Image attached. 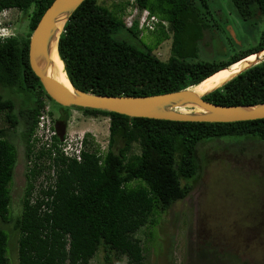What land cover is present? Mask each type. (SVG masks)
Wrapping results in <instances>:
<instances>
[{
    "label": "trees",
    "instance_id": "obj_1",
    "mask_svg": "<svg viewBox=\"0 0 264 264\" xmlns=\"http://www.w3.org/2000/svg\"><path fill=\"white\" fill-rule=\"evenodd\" d=\"M53 1L0 0V12L31 10L27 37L0 40V87L28 92L34 98L31 107L20 110L17 118L13 101L0 94V117L10 129L21 127L27 159L35 146L32 135L43 108L41 96L47 98L29 67L28 42ZM228 3L231 14L242 21L251 18L253 10L264 17V0ZM208 8V0H124L110 8L97 0H85L71 15L59 39L58 55L66 76L77 89L96 95L151 96L197 85L264 49L262 33L252 48L237 50L222 41L225 46L220 59L199 60L208 41L213 44L214 40H221L216 19ZM128 10L136 15L132 24L125 20L131 12ZM142 16L157 19L153 30L145 29L158 33L152 47L138 36ZM124 32L125 38L120 35ZM168 41L170 56L163 61L154 51ZM204 100L219 106L264 103V61ZM60 108L62 122L68 119L70 109L85 116L107 117V150L100 153L99 148L90 146V150L81 153L79 162L55 158L53 185L44 191L34 190L33 198V186L28 183L35 182L40 175L38 159L46 155L39 152L26 176L30 182L25 186L21 211L12 219L9 185L17 148L8 140V130L0 127V264H9L7 248L10 251L12 232L16 235L17 264H89L99 252L103 253L104 264L123 257L130 264H145L147 243H153L152 229L160 224L161 212L184 200L193 189L192 183L200 171L199 145L226 137L264 143V119L235 123L173 122ZM58 140L52 141L53 149L60 145ZM87 142L91 143L89 135ZM134 144L140 149L138 153L131 152ZM144 227L149 233L141 241L136 235Z\"/></svg>",
    "mask_w": 264,
    "mask_h": 264
},
{
    "label": "rangeland",
    "instance_id": "obj_2",
    "mask_svg": "<svg viewBox=\"0 0 264 264\" xmlns=\"http://www.w3.org/2000/svg\"><path fill=\"white\" fill-rule=\"evenodd\" d=\"M121 1L124 0H97L99 4L109 8ZM208 4L209 13L216 19L214 22L218 25L221 40H214L213 44L208 41L206 51L199 55V60L220 59L224 55L225 45L221 44L222 41L237 50H247L257 45L264 33L263 16L253 10L251 18L242 21L231 14L228 0H208ZM30 13L31 10L26 13L11 10L0 17V22L5 18V22L9 23L8 35L25 38L29 34ZM135 16L132 10L125 16V20L132 24ZM141 18L138 21L141 31L138 36L152 47L158 33L143 30L140 27ZM120 35L125 38L126 33ZM170 46L169 41L160 44L154 51L155 55L163 61L167 60ZM216 51L223 53L216 54ZM0 94L4 99L13 101L17 118H20L19 111L31 107L34 101L28 92L23 93L21 90L0 87ZM41 103L48 108V117L59 121L58 124L55 123L58 137L66 135V142H71L89 135L91 143L88 148L97 147L100 153L106 152L109 143L107 117L85 116L78 110L70 109L67 111L68 119L62 122L57 120L63 114L57 104L43 96ZM0 127L8 130V140L17 148V161L9 185V213L14 219L21 211L25 186L30 182L26 177L30 164L25 157L21 127L10 129L3 116L0 117ZM35 140L31 163L42 149L39 142H43V139ZM244 140V137L239 140L226 137L222 141L212 139L199 145L197 157L200 171L192 183L193 189L184 200L161 212L160 224L152 229L153 243H147L149 248L145 252V264H264V143ZM235 141L242 142L237 144ZM117 149L118 146L115 151ZM139 150L138 145L134 144L131 152L138 153ZM42 179L44 178L39 177L28 184L35 186V190L43 189L40 186ZM32 197L35 198V191ZM33 198L31 199L34 200ZM5 228L11 231L9 225ZM148 231L144 227L136 236L143 241ZM9 245V264H17L16 235L13 232L9 234ZM89 264H104L103 253L99 252ZM111 264L130 263L123 257L118 262L113 258Z\"/></svg>",
    "mask_w": 264,
    "mask_h": 264
},
{
    "label": "water",
    "instance_id": "obj_3",
    "mask_svg": "<svg viewBox=\"0 0 264 264\" xmlns=\"http://www.w3.org/2000/svg\"><path fill=\"white\" fill-rule=\"evenodd\" d=\"M85 0H54L41 16L33 29L28 42V64L38 79L45 95L62 108L98 110L116 113L129 118H147L173 122L195 123H235L264 119V103L239 106H219L204 98L215 92L235 77L264 61V49L238 61L244 64L234 73L225 77L205 92L188 88L151 96H104L84 92L74 87L68 80L64 66L63 71L70 87L64 85L57 74L53 62L58 55V44L64 27L73 12ZM249 57H254L248 60ZM63 65V63H62Z\"/></svg>",
    "mask_w": 264,
    "mask_h": 264
},
{
    "label": "clouds",
    "instance_id": "obj_4",
    "mask_svg": "<svg viewBox=\"0 0 264 264\" xmlns=\"http://www.w3.org/2000/svg\"><path fill=\"white\" fill-rule=\"evenodd\" d=\"M11 10H3L2 12H0V17H3L2 15L3 14H5V13H9ZM142 19H143V16H142ZM146 19V18H145ZM149 19V18H148ZM8 24L9 23H7V22H5V18L4 19H2V22H0V40H4L5 38H8V37H10V36H13V35H8V28H7V26H8ZM141 28H143V29H147V28H145V27H141ZM48 98V97H47ZM43 105V104H42ZM43 108H44V106H43ZM42 108V109H43ZM41 109V110H42ZM40 113H41V111H40ZM40 113H39V116H40ZM39 116H38V118H37V122H36V125H35V127H34V132H33V135H32V140L35 138V139H39L40 140V138L41 139H43V142H42V140H41V142H39V144H40V148H42V149H40V152L41 151H44V152H46V155H44V156H42V157H40L39 159H38V161L39 162H41L40 163V165H41V168H42V171H41V173H40V175L37 177V179L39 178V177H43L44 179H42V182H41V184H40V186H43V189H39V190H42V191H44L45 189H47V187L48 186H52L53 185V183H54V179H52L53 177H54V175H55V169H56V166H55V164H54V162H55V158H57V157H62V158H65V159H67V160H76L77 162H79V161H81V153H83L84 151H86V150H90V148H88V142L85 144V142H86V136H83V138L81 137L80 139H75V140H73V141H71L70 142V151L72 152V153H75V150H79V152H80V154H79V160H77L75 157H65L61 152V148H59V146L61 145V143H60V145L58 146V148H56V149H53L52 148V146H51V143H52V141H53V139L54 138H57V139H59L58 141L60 142V140L61 139H63V138H65V137H67L66 135L65 136H61V137H58L57 135H56V132H57V130H56V126H55V123L56 124H58L59 123V121H56L55 120V118H54V120H53V118L52 117H49V119H51L50 120V122H49V124H50V127H49V129L51 130V131H53V132H55V134L54 135H52L49 139H46L45 138V133H44V130L45 129H43L42 130V132L43 133H40L39 131H41L40 129H39V126H38V122H39ZM59 116V115H58ZM60 118H58L57 120H59ZM55 140V139H54ZM44 143V144H43ZM35 144H36V141H35ZM36 146H34L33 147V149L35 148ZM33 149H32V154H33ZM49 151V152H48ZM48 152V153H47ZM32 154H31V156H30V158L29 159H27L26 158V160H28V164H30L29 166H28V170L26 171V176H29L28 174L30 173V171L29 170H31V169H33V167H34V164L33 163H31L30 161H31V159H32ZM39 156V152L37 153V156L33 159V162H34V160L37 158ZM26 157V156H25ZM45 168V169H44ZM44 169V170H43ZM48 176V178H46ZM34 190H35V186H33V188H32V193H31V195L34 193Z\"/></svg>",
    "mask_w": 264,
    "mask_h": 264
},
{
    "label": "built area",
    "instance_id": "obj_5",
    "mask_svg": "<svg viewBox=\"0 0 264 264\" xmlns=\"http://www.w3.org/2000/svg\"><path fill=\"white\" fill-rule=\"evenodd\" d=\"M146 17L144 16L143 19L141 18V22H140V27H145L149 30H153L155 23L157 22V19L154 17H150L149 19H145ZM48 108H43L41 110L40 116H39V122H38V126L39 129L41 131H39L40 133H43L42 130H44L45 133V138L49 139L52 135L55 134V132L51 131L49 129L50 127V120L47 113H48ZM61 145L59 146V148H61V153L65 156V157H75L77 160H79V150H75V153H72L70 151V142H66V137L60 140Z\"/></svg>",
    "mask_w": 264,
    "mask_h": 264
},
{
    "label": "bare ground",
    "instance_id": "obj_6",
    "mask_svg": "<svg viewBox=\"0 0 264 264\" xmlns=\"http://www.w3.org/2000/svg\"><path fill=\"white\" fill-rule=\"evenodd\" d=\"M254 57H249L248 60H251ZM53 62L55 64L56 67V71L57 74L59 76L60 81L66 85L67 87H70L68 84V81L66 79V76L64 74L63 71V65L62 63L57 59V57L54 55L53 57ZM244 60L242 62H239L237 64H235L234 66H231L230 68L223 70L221 72H219L218 74L210 77L209 79H207L206 81H204L202 84H200L197 88H195V91H199V92H205L209 89H211L212 87H214L217 83L222 82L225 77L229 76L230 74L234 73L237 69H239L240 67H242V65L244 64Z\"/></svg>",
    "mask_w": 264,
    "mask_h": 264
}]
</instances>
